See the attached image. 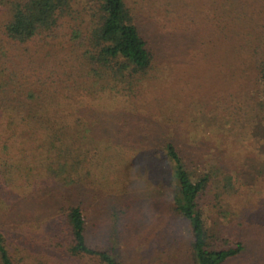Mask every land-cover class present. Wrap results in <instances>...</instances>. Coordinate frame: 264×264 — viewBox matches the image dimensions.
<instances>
[{"label": "trees", "instance_id": "16d2710c", "mask_svg": "<svg viewBox=\"0 0 264 264\" xmlns=\"http://www.w3.org/2000/svg\"><path fill=\"white\" fill-rule=\"evenodd\" d=\"M71 1L0 0L2 200L6 192L28 188L39 196L49 193L54 219L49 242L56 252L122 264L110 249L90 241L80 196L88 189L93 195L103 189L120 193L114 161L120 163L124 147H134L170 174L172 210L188 222L182 264H224L232 258L236 264H264V204L242 205L251 192L223 183L210 163L197 166L192 158L188 166L185 155L186 145L195 141L188 138L192 131L207 132L218 113L226 122L221 135L238 127L239 138L257 140L264 127V0L154 1L168 21L182 18L183 33L198 29L200 42L219 41L222 53L205 51L203 57L231 58L236 71L250 59L261 98L251 111L239 105L228 114L230 105L224 104L229 97L241 99L239 88L225 85L213 98L176 96L175 102L162 88L177 62L171 59L179 49L172 44L183 42V33L163 25L164 36L151 42L125 0H96L97 10L86 0H77V6ZM86 8L91 18L82 14ZM179 86L173 89L181 93ZM13 196L9 210L17 220L32 212L24 208L43 202L29 192ZM112 205L111 216L120 223L126 203ZM4 242L0 231V264H15Z\"/></svg>", "mask_w": 264, "mask_h": 264}, {"label": "rangeland", "instance_id": "374dc122", "mask_svg": "<svg viewBox=\"0 0 264 264\" xmlns=\"http://www.w3.org/2000/svg\"><path fill=\"white\" fill-rule=\"evenodd\" d=\"M125 1L130 6V12L134 14L139 29L151 42L164 36L163 25H167L169 30L176 28L183 33L180 24L182 18L168 21L164 12L156 8L155 0ZM86 2L97 10L96 0ZM71 3L73 6L78 5L77 0H72ZM185 9L181 5L180 12ZM154 13H157L161 20L154 18ZM82 14L88 19L91 18L92 11L86 8ZM201 32L202 30L198 29L185 32L183 38L186 41L183 39L181 43L176 41L172 44V47L179 49V54L176 53L171 59L172 62H177L168 71L162 86L168 91L170 101L175 102L176 96H180L182 101L188 96L202 100L203 97L213 98L218 89L227 85L228 90H242L240 100L235 97L227 99V104H224L230 105L227 114L234 112L239 105L245 112L249 108L250 111L253 110L252 106H257L261 98L262 84L252 69L250 59L244 58L243 69L236 71V68L230 65L233 60L231 58L223 59L222 56L213 55L203 57L205 51L210 54L221 52V44L218 40L214 42L208 39L200 42ZM177 84L183 85V92L178 93L173 89ZM211 123L207 132L198 128L188 137L195 140L186 145L188 166H192V161L189 160L192 158H195L197 166L203 164L204 167V163H210L211 173L223 183L234 184L243 193L253 194L240 200L242 205L264 204V127L259 135L256 134L257 140L253 135L241 139L240 133L236 131L238 127L233 129L230 135H221L220 129L226 122L221 116L219 118V113L218 118ZM239 130L242 131L241 128ZM234 135L239 139L233 141ZM146 158L141 151L137 153L134 147H124L121 150L120 163L118 159L114 161L120 167V173L117 175L120 178V193L114 189H103L98 190V195H93L92 189H88L87 193V187L82 188L86 195L80 196V200L84 207L90 241L110 249L122 264H182L189 250L188 222L178 218L172 210L169 172ZM257 173L260 175L255 178ZM28 192L32 196L35 195V198L43 196V202L24 208L32 212L24 215L23 220H17L9 210L11 203L13 204V195L24 196ZM39 193L38 190L28 188L20 193H4L3 197L8 196L5 200L0 196V231L5 236L4 244L12 261L15 264H102L88 255L62 254L53 249L49 242V230L54 221L50 215L53 212L49 205L52 201L48 199L49 193L41 196ZM94 197L97 198L93 200ZM85 198L88 200L85 201ZM59 200L61 199L56 197L55 201ZM74 202H77V199ZM114 202H120L121 206L126 203L127 206L125 213L120 212V223L111 216ZM236 261V258H232L224 264H236Z\"/></svg>", "mask_w": 264, "mask_h": 264}]
</instances>
